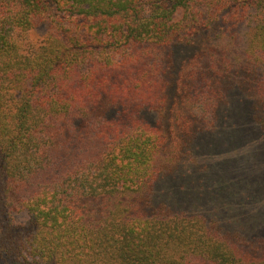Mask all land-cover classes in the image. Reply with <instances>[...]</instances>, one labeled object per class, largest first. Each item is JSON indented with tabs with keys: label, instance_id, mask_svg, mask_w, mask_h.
Returning a JSON list of instances; mask_svg holds the SVG:
<instances>
[{
	"label": "trees",
	"instance_id": "obj_1",
	"mask_svg": "<svg viewBox=\"0 0 264 264\" xmlns=\"http://www.w3.org/2000/svg\"><path fill=\"white\" fill-rule=\"evenodd\" d=\"M0 264H264V0H0Z\"/></svg>",
	"mask_w": 264,
	"mask_h": 264
},
{
	"label": "rangeland",
	"instance_id": "obj_2",
	"mask_svg": "<svg viewBox=\"0 0 264 264\" xmlns=\"http://www.w3.org/2000/svg\"><path fill=\"white\" fill-rule=\"evenodd\" d=\"M44 32L42 29L35 31V34L30 35V39L36 40L42 37ZM234 142L227 138L221 137L214 141H210L206 144V147L211 149L212 153L208 156L209 161H211V167L217 169L219 172L216 173V181L222 180L225 174L222 173L224 170H229V168L236 169L242 166L248 165H258L261 163V158L248 145H241L235 147ZM210 146V147H209ZM254 153V154H253ZM230 172V171H229ZM247 177L243 174H235L232 179H240ZM215 180V179H214ZM245 195L244 192H242ZM25 215L20 216V220L24 221Z\"/></svg>",
	"mask_w": 264,
	"mask_h": 264
}]
</instances>
